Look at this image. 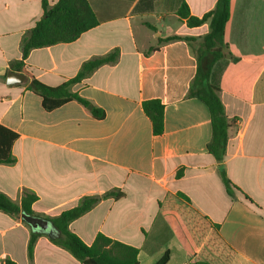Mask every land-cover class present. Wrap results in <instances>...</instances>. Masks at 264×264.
Instances as JSON below:
<instances>
[{"label": "crops", "instance_id": "1", "mask_svg": "<svg viewBox=\"0 0 264 264\" xmlns=\"http://www.w3.org/2000/svg\"><path fill=\"white\" fill-rule=\"evenodd\" d=\"M0 0V125L16 133L15 163L0 164V192L19 202L24 189L33 211L53 218L89 196L118 190L75 220L70 230L91 245L98 234L138 248L139 264H264V0H231L225 42L231 60L220 97L228 132L223 166L233 194L208 151V107L188 92L197 71L198 42H163L177 35L199 39L209 23L189 27L178 16L183 1L203 17L218 0H155L136 14L140 0H89L103 20L76 41L32 50L25 70L56 87L84 62L118 49L107 64L72 91L105 112L98 120L77 101L47 111L29 90L27 76L10 68L22 60L24 35L44 15L43 2ZM155 48L156 51L149 52ZM9 72L26 81L7 84ZM164 105V133L155 136L143 103ZM234 186V187H233ZM31 229L0 212V264H30ZM33 264H81L41 235Z\"/></svg>", "mask_w": 264, "mask_h": 264}, {"label": "trees", "instance_id": "2", "mask_svg": "<svg viewBox=\"0 0 264 264\" xmlns=\"http://www.w3.org/2000/svg\"><path fill=\"white\" fill-rule=\"evenodd\" d=\"M154 3L155 0H140L134 12L136 14L151 13L154 10ZM230 3L231 0H218L212 11L199 18L190 14L188 5L183 1L178 10V16L192 28L209 23L210 31L199 39L174 35L163 40V42L186 41L189 44L198 42L195 48L197 71L190 85L188 97L198 98L208 107L212 121V139L207 146L208 151L218 161L222 177L232 195V184L226 177L223 162L226 155L228 132L234 124V120H230L226 116L220 97L222 75L230 61L236 60L232 57L225 42V28L230 19ZM43 9L44 15L41 20L22 38L20 44L22 60L11 62L10 68L27 76L28 89L42 98L43 107L47 111L57 109L70 101H77L84 107H89L92 105L91 102L72 91V87L81 83L100 67L116 64L120 58V51L115 49L106 55L94 57L84 62L78 74L62 85L51 87L38 81L24 68V61L32 50L59 43L74 42L82 34L97 27L103 21L89 0H59L54 6H49L47 2H43ZM154 51H156L155 48L149 50L150 53ZM143 111L151 121L153 134L155 136L162 135L164 133V105L161 101L144 102ZM90 112L98 120L104 119L106 115L104 110L96 106H92ZM17 138L16 133L0 125V164L12 165L15 163L11 149ZM124 196L123 192L113 190L101 197H84L76 207L62 212L59 216L45 217L54 224L59 232V235L50 238V241L69 252L81 264H139V250L134 246L114 240L104 234H98L95 241L91 245H87L70 230L72 222L90 212L103 199L119 200ZM37 200L38 196L26 189L22 191L19 202L0 192V212L17 220H21L22 212L40 216L32 209ZM40 236L31 232L28 243L30 264H33L34 248ZM168 260L169 253L167 252L157 264H166ZM2 264L16 263L6 259Z\"/></svg>", "mask_w": 264, "mask_h": 264}, {"label": "water", "instance_id": "3", "mask_svg": "<svg viewBox=\"0 0 264 264\" xmlns=\"http://www.w3.org/2000/svg\"><path fill=\"white\" fill-rule=\"evenodd\" d=\"M26 81V76L23 74H17L14 72H9L7 77V84L15 85ZM91 109V106L88 107ZM21 220L31 229L35 234L47 235L49 238H54L59 235L58 230L54 224L41 216H34L26 212H22Z\"/></svg>", "mask_w": 264, "mask_h": 264}]
</instances>
